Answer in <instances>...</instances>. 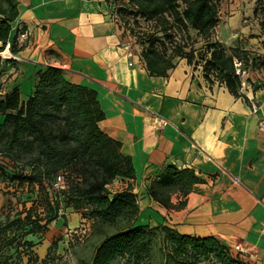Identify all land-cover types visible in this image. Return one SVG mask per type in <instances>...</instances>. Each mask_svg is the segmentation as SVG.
Instances as JSON below:
<instances>
[{
  "label": "trees",
  "instance_id": "obj_1",
  "mask_svg": "<svg viewBox=\"0 0 264 264\" xmlns=\"http://www.w3.org/2000/svg\"><path fill=\"white\" fill-rule=\"evenodd\" d=\"M110 17L122 29L136 34L150 75L166 77L180 60L199 68L209 84L224 86L240 97L242 81L235 59L245 68H264V58L240 46L228 47L214 40L222 0H105ZM264 33V0L254 10ZM19 17L18 0H0V52H18L14 24ZM140 22L150 24L144 32ZM190 31L204 41L198 49ZM3 58L0 57V72ZM0 183L14 193L37 195L36 207L12 209L0 221V264H46L28 237H41L51 224L80 219L89 223L92 236L100 237L88 264H251L216 237L181 234L170 225L140 224L138 195L129 185L114 191L116 180H134L132 158L122 144L105 133L100 122L105 113L97 92L70 82L65 72L45 67L36 72L33 93L26 101L21 91L0 93ZM59 178L62 179L61 185ZM203 181L191 168L166 166L147 187V195L168 210L182 209L187 196ZM175 194L182 200L174 204ZM70 214V215H68ZM81 226V227H80ZM57 245L54 242L50 249ZM13 251V252H12ZM12 252L10 255L9 253Z\"/></svg>",
  "mask_w": 264,
  "mask_h": 264
},
{
  "label": "crops",
  "instance_id": "obj_2",
  "mask_svg": "<svg viewBox=\"0 0 264 264\" xmlns=\"http://www.w3.org/2000/svg\"><path fill=\"white\" fill-rule=\"evenodd\" d=\"M18 2L12 37L22 24L28 39L18 44L16 54L4 53L1 95L18 88L26 101L36 72L45 67L59 68L70 82L94 89L105 113L101 129L121 142L136 171L134 180H116L111 188L121 191L131 185L142 212L159 213L148 212L145 224L170 225L188 236H214L250 263L264 264V68L250 70L240 97L209 84L185 60L166 77L152 76L142 47L127 42L105 0ZM223 22L214 40L264 58V33L248 38L249 26L232 28L230 21ZM124 46L133 51L131 58ZM152 113L168 124L156 123ZM168 165L191 168L203 181L179 210L160 206L146 192ZM181 200L179 194L171 199L174 204ZM74 216L79 217L73 213L69 220Z\"/></svg>",
  "mask_w": 264,
  "mask_h": 264
},
{
  "label": "rangeland",
  "instance_id": "obj_3",
  "mask_svg": "<svg viewBox=\"0 0 264 264\" xmlns=\"http://www.w3.org/2000/svg\"><path fill=\"white\" fill-rule=\"evenodd\" d=\"M258 4V0H222L220 5V21L219 28L223 26V21H230L231 27L249 26L251 33L248 38H254L260 33L259 28V16H255L254 10ZM142 28L141 32H148L151 29L150 24L146 22H140L138 24ZM218 27V26H217ZM131 45L138 46V38L136 34L131 33L128 29H123ZM192 41H196L195 47L198 49L203 45L204 41L200 39L197 42L195 38L196 33L190 31ZM258 35V34H257ZM199 38V37H198ZM248 40V39H247ZM253 45V44H252ZM256 44H254L255 46ZM264 46V40L262 42ZM262 46V47H263ZM7 49V48H6ZM0 52V57L6 58L5 51ZM4 117L0 115V124L3 122ZM63 185L62 182H60ZM37 195L30 191H19L14 193L13 188L0 183V221H5L6 214L12 209L21 210L25 205L26 207H36ZM148 212H155L160 217L157 211L152 209L143 211L138 219V223L145 224L149 222L147 215ZM70 215V214H68ZM72 225L73 222L69 220ZM61 222H54L51 224L49 232L45 233L41 237H28L36 243L35 251L42 259L47 258L46 264H88L94 250V246L100 241V237L92 236L91 226L89 223H82V227L75 230L67 228L68 224ZM155 224V223H153ZM56 242L57 245L53 248L51 245ZM13 252V251H12ZM10 252L9 255L12 253ZM252 261V260H247ZM20 264H28L27 257H23ZM114 264H124L123 260L117 261ZM201 264H210L209 262H201ZM251 264H256L252 262Z\"/></svg>",
  "mask_w": 264,
  "mask_h": 264
},
{
  "label": "built area",
  "instance_id": "obj_4",
  "mask_svg": "<svg viewBox=\"0 0 264 264\" xmlns=\"http://www.w3.org/2000/svg\"><path fill=\"white\" fill-rule=\"evenodd\" d=\"M27 39H28V31L22 24H20L19 33L17 36V43L23 44L25 41H27ZM10 46H11V44L8 43L7 49H9ZM123 49L128 52V55L130 58L133 56V51L130 50L129 46H124ZM234 66H235V70H236V75L240 77V79L242 81V86H243L244 83L246 82L247 78H248V75L250 73V69L245 68L243 66V64L236 59L234 61ZM152 117L155 119L156 123H158L161 126H166L168 124V122L165 119L161 118L157 114L152 113ZM261 126L264 128V120H262ZM59 181L62 182V179L59 178Z\"/></svg>",
  "mask_w": 264,
  "mask_h": 264
}]
</instances>
